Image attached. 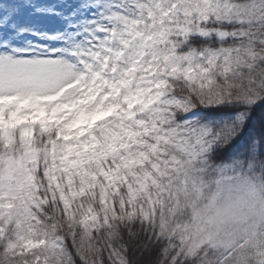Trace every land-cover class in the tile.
Here are the masks:
<instances>
[{
  "label": "snow or ice",
  "instance_id": "1",
  "mask_svg": "<svg viewBox=\"0 0 264 264\" xmlns=\"http://www.w3.org/2000/svg\"><path fill=\"white\" fill-rule=\"evenodd\" d=\"M0 264H264V0H0Z\"/></svg>",
  "mask_w": 264,
  "mask_h": 264
}]
</instances>
